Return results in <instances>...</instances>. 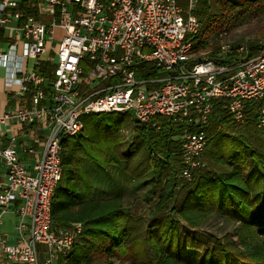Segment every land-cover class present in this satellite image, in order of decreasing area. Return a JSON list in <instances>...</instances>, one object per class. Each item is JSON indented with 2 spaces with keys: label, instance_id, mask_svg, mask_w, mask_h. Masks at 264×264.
<instances>
[{
  "label": "built area",
  "instance_id": "obj_1",
  "mask_svg": "<svg viewBox=\"0 0 264 264\" xmlns=\"http://www.w3.org/2000/svg\"><path fill=\"white\" fill-rule=\"evenodd\" d=\"M40 1L50 7L48 21L39 0H0V30L21 44L0 52V66L29 96L0 124L15 120L29 133L39 124L44 135L20 148L0 135V214L17 217L15 237H0V264H69L84 225L54 227L51 204L61 141L82 131L81 115L130 112L155 130L171 120L177 177L187 182L205 167L216 134L244 125L248 114L264 127V43L220 32L195 47L200 3L211 0Z\"/></svg>",
  "mask_w": 264,
  "mask_h": 264
},
{
  "label": "trees",
  "instance_id": "obj_2",
  "mask_svg": "<svg viewBox=\"0 0 264 264\" xmlns=\"http://www.w3.org/2000/svg\"><path fill=\"white\" fill-rule=\"evenodd\" d=\"M245 1L212 0L215 7L212 11L210 4L208 7L205 2L200 3L197 15L203 20V26L195 47L207 44L220 32H225L231 40H239L232 39L229 30L238 12L244 9ZM134 122L138 125L135 129L137 143H131V149L142 143L154 166V160H159V154L154 150L159 149L163 162L168 164L169 171H161L163 184L155 207L162 218H152L140 233L133 207L124 205L120 195L94 197V186L80 157L98 164V167L102 163H116L114 152L118 136L114 130L111 136L108 135L110 139L94 141L82 134L83 125L78 135L61 141L63 173L52 198L53 226L81 222L84 225L81 239L101 240L105 243L106 253L116 254L121 259L130 258L136 264H190L181 260L178 254L179 218L186 223L188 230L198 229L216 212L228 215L237 225L219 239L214 238L213 248L205 252L201 264H264V156L244 136L224 131L214 137H223L219 160L227 167L234 163L231 171L213 177L202 172L204 167L193 174L191 181H183L177 177L179 146L173 140L178 128L169 119L161 122L160 130L147 123ZM251 125L256 127L248 114L246 123L240 127ZM246 157L252 161L247 171L241 168ZM171 162L175 166L170 165ZM181 190L184 191L183 197L177 204V193ZM257 201L259 205H256ZM68 263L91 264L89 248L77 243L68 256Z\"/></svg>",
  "mask_w": 264,
  "mask_h": 264
},
{
  "label": "rangeland",
  "instance_id": "obj_3",
  "mask_svg": "<svg viewBox=\"0 0 264 264\" xmlns=\"http://www.w3.org/2000/svg\"><path fill=\"white\" fill-rule=\"evenodd\" d=\"M214 8L211 0L210 10L212 11ZM238 14L229 30L230 37L242 41L264 43V0L253 2L246 0L244 9ZM80 120L84 125L82 134L94 141L110 139L109 136L112 132L117 131L118 137L114 152L116 163H102L98 167V164L95 165L82 157H80V162L86 168L94 186V197L101 199L116 194L120 195L124 205L133 207L134 217L137 221L135 224L138 231L142 233L145 224L152 218L156 216L159 219L162 218L161 214H157L155 208L158 202L157 196L163 184L161 171H169L168 164L163 162L162 153L159 149L154 150L160 156H158V161L154 160V166L148 160L142 143H138L136 149H131V143H137L135 129L138 125L134 122L130 112L127 114L88 113L81 115ZM232 132L244 136L248 143L264 156V127L257 128L251 125L239 127ZM222 138L220 135L214 137L204 152L205 168L202 172H208L213 177L226 175L234 164L227 167L219 160L222 151L220 143ZM251 164V159L246 157L241 163V168L247 171L252 166ZM170 165H174V162H171ZM183 193V190L177 193V204L183 197ZM256 205H259L258 201ZM7 217L6 215L3 219L7 221ZM10 218L13 220L12 216ZM11 220L10 222H12ZM236 225L237 222L228 215L214 212L198 229L188 230L186 223L179 218L177 243L179 258L190 264H201L205 252L213 248L214 238L219 239ZM78 244L89 248L91 264H136L130 258L121 259L116 254L106 253L104 251L105 243L101 240L94 242L85 237L80 239Z\"/></svg>",
  "mask_w": 264,
  "mask_h": 264
},
{
  "label": "crops",
  "instance_id": "obj_4",
  "mask_svg": "<svg viewBox=\"0 0 264 264\" xmlns=\"http://www.w3.org/2000/svg\"><path fill=\"white\" fill-rule=\"evenodd\" d=\"M39 11L41 12L40 18L42 20L48 21L50 19V7L45 3H41L40 0ZM14 43H16L18 50H20V42L11 39L0 30V52H7L10 46ZM10 74L11 70L0 66V115L5 112L14 111L20 105L29 103V96H22L19 94V86L15 81L14 76L12 79ZM38 127L39 124L31 125L30 129L33 133H29L24 126L20 125L15 120L2 123L0 124L2 142L3 144H7L11 139H15L18 148L24 143L33 144L35 140L41 142L44 139V135L42 130L37 129ZM21 160L28 165L32 162L30 157L23 154H21ZM6 215L8 216L7 221L3 219ZM11 216L13 217V220H11ZM16 218L17 217L11 212H3L0 214V237L5 235L9 240H12L15 237ZM10 220L12 222H10Z\"/></svg>",
  "mask_w": 264,
  "mask_h": 264
}]
</instances>
